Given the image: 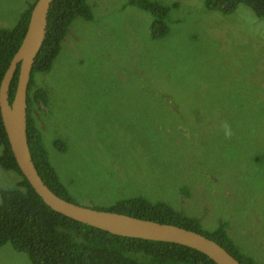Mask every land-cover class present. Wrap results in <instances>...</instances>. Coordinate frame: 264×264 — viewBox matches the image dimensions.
I'll use <instances>...</instances> for the list:
<instances>
[{
	"label": "rangeland",
	"instance_id": "1",
	"mask_svg": "<svg viewBox=\"0 0 264 264\" xmlns=\"http://www.w3.org/2000/svg\"><path fill=\"white\" fill-rule=\"evenodd\" d=\"M37 0H0V27ZM31 109L46 159L73 204L109 211L131 198L220 224L238 252L264 264V19L204 0H83ZM153 1V2H152ZM165 33L152 38L150 24ZM227 133H230L227 134ZM21 177L0 168V191ZM0 264H30L9 242Z\"/></svg>",
	"mask_w": 264,
	"mask_h": 264
},
{
	"label": "trees",
	"instance_id": "2",
	"mask_svg": "<svg viewBox=\"0 0 264 264\" xmlns=\"http://www.w3.org/2000/svg\"><path fill=\"white\" fill-rule=\"evenodd\" d=\"M153 2V1H152ZM208 11L228 14L237 5L247 6L258 19H264V0H204ZM131 5L146 10L151 15L162 16L165 8L155 7L148 0H132ZM29 12L12 29L0 27V80L12 55L25 32ZM80 18L90 19V12L83 0H52L46 15L43 40L34 57L26 87L25 139L30 160L43 184L56 196L67 199V193L59 183L43 151L40 135L32 121L31 109L43 100L44 93L34 88V72L48 71L56 56L60 42L70 22ZM165 33L164 26L150 24L152 38ZM17 69L7 89L10 103L16 86ZM32 107V108H31ZM0 168L15 171L21 177L11 189L0 191V246L9 242L16 251L26 253L30 264H215L205 255L182 245L150 241L110 234L78 223L49 209L35 194L19 172L0 119ZM108 212L127 215L136 219L173 225L196 232L214 241L239 264H253L241 255L225 234L220 224L208 235L198 231L194 218L173 211L160 202L149 203L131 198L115 201Z\"/></svg>",
	"mask_w": 264,
	"mask_h": 264
},
{
	"label": "water",
	"instance_id": "3",
	"mask_svg": "<svg viewBox=\"0 0 264 264\" xmlns=\"http://www.w3.org/2000/svg\"><path fill=\"white\" fill-rule=\"evenodd\" d=\"M51 1L37 0L32 6L20 44L0 80V119L14 162L25 181L49 209L78 223L122 237L182 245L205 255L215 264H239L214 241L196 232L114 212L81 207L59 198L43 184L27 149L25 98L32 63L44 37L46 15ZM16 68L15 91L8 103L7 89Z\"/></svg>",
	"mask_w": 264,
	"mask_h": 264
},
{
	"label": "clouds",
	"instance_id": "4",
	"mask_svg": "<svg viewBox=\"0 0 264 264\" xmlns=\"http://www.w3.org/2000/svg\"><path fill=\"white\" fill-rule=\"evenodd\" d=\"M17 69V68H16ZM15 72V71H14ZM14 74V73H13ZM13 77V76H12ZM12 79V78H11ZM11 81V80H10ZM32 108V107H31ZM227 134H229L230 135V133H227Z\"/></svg>",
	"mask_w": 264,
	"mask_h": 264
}]
</instances>
